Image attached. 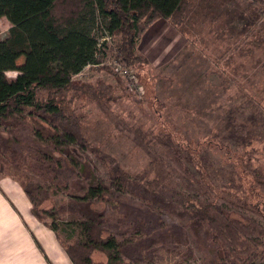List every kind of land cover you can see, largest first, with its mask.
Wrapping results in <instances>:
<instances>
[{
  "label": "trees",
  "instance_id": "16d2710c",
  "mask_svg": "<svg viewBox=\"0 0 264 264\" xmlns=\"http://www.w3.org/2000/svg\"><path fill=\"white\" fill-rule=\"evenodd\" d=\"M187 7L188 0H0V18L10 24L7 37L0 40V131L5 134L0 137V176L20 185L31 215L54 233L71 264H134L143 252L140 247L150 241L138 239L132 246L131 240L118 241L104 212L92 207L93 199L105 200V187L89 160H78L68 148L55 161L43 158L62 144V130L103 159L85 141L79 117L67 109L62 95L72 90L97 103L111 100L103 83L93 87L72 77L98 65L100 47L115 36L118 61L132 67L143 90L148 89L146 59L137 53V41L156 20L180 22ZM250 8L257 17L264 16V0H250ZM19 58L23 63L17 65ZM7 72L17 75L9 78ZM42 92L44 100L39 99ZM149 108L159 123L158 134L148 138L141 129L133 130L134 144L148 157L146 168L137 173L108 164L116 189L146 201L151 213L160 208L186 220L209 245L207 264H264V228L257 221L264 220V171L251 168L250 152L241 154L236 146L248 147L250 137L242 134L247 124L241 129L229 121L226 142L215 136L194 140L167 120L163 105ZM204 150L221 155L222 164L206 158ZM59 195L69 202L56 203ZM66 210L77 219L57 221ZM60 231L68 238H61Z\"/></svg>",
  "mask_w": 264,
  "mask_h": 264
},
{
  "label": "rangeland",
  "instance_id": "374dc122",
  "mask_svg": "<svg viewBox=\"0 0 264 264\" xmlns=\"http://www.w3.org/2000/svg\"><path fill=\"white\" fill-rule=\"evenodd\" d=\"M9 28V22L0 18V40L7 37ZM118 39L119 36L107 37L97 55L98 65L87 66L72 77L93 87L103 83L111 100L97 103L72 90L62 95L67 109L79 117L85 141L99 151L102 161L62 130V144L55 146L52 156L41 153L42 157H53L55 161L61 158V149L68 148L78 160L90 161L93 173L105 187V200L93 199L92 207L104 212L118 241L131 240V246L138 239L150 241L148 246L140 247L143 252L134 264H207L212 255L203 236L192 232L186 220L160 208L151 213L146 201L117 190L107 165L115 164L129 172L144 171L148 157L134 144L133 130L141 129L148 138L158 134L159 123L149 108V104H157L164 106L167 120L185 138L215 136L226 142L229 121L235 128L247 124L242 134L251 141L248 147L236 145L237 150L241 154L250 152L251 168L264 171V16L259 18L252 12L250 0H188L180 22L156 20L139 37L136 51L146 59L144 78L148 89L137 93L130 89L127 77L136 71L116 57ZM22 63L23 58L16 62ZM102 66L113 72L101 69ZM137 67L142 69L144 64ZM6 75L13 78L17 73ZM44 96L42 92L39 99L44 100ZM1 136L5 134L0 131ZM201 154L219 166L222 164L223 159L216 152L204 150ZM28 176L38 180L32 173ZM43 184L49 186V182ZM64 197L57 196L56 203L60 199L69 202ZM127 216L133 220L127 222ZM55 219L71 222L77 216L66 210ZM257 221L264 228V220ZM45 222L50 224L52 219L48 217ZM134 223L140 226L135 229ZM60 232L61 238H68ZM159 234L164 237L156 238ZM155 238L157 241L151 242ZM36 241L38 251L39 244L46 253L42 239ZM46 255L50 261L42 254L43 264H56L53 255ZM23 258L28 259L25 253Z\"/></svg>",
  "mask_w": 264,
  "mask_h": 264
},
{
  "label": "crops",
  "instance_id": "0c3cea01",
  "mask_svg": "<svg viewBox=\"0 0 264 264\" xmlns=\"http://www.w3.org/2000/svg\"><path fill=\"white\" fill-rule=\"evenodd\" d=\"M30 208L17 182L0 179V264H43L42 254L50 261L46 253L53 255L56 264H71L54 233L31 215ZM39 237L46 253L39 244L37 249ZM24 253L28 259L23 258Z\"/></svg>",
  "mask_w": 264,
  "mask_h": 264
},
{
  "label": "built area",
  "instance_id": "2783aa9c",
  "mask_svg": "<svg viewBox=\"0 0 264 264\" xmlns=\"http://www.w3.org/2000/svg\"><path fill=\"white\" fill-rule=\"evenodd\" d=\"M125 73H128L127 70H124ZM127 77L129 78V83H130V89L134 92H140L143 88L142 86L138 83L137 79H135V76L133 74H127Z\"/></svg>",
  "mask_w": 264,
  "mask_h": 264
}]
</instances>
